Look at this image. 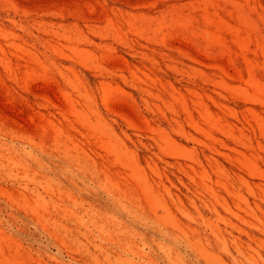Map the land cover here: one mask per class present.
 Here are the masks:
<instances>
[{"label": "rangeland", "instance_id": "obj_1", "mask_svg": "<svg viewBox=\"0 0 264 264\" xmlns=\"http://www.w3.org/2000/svg\"><path fill=\"white\" fill-rule=\"evenodd\" d=\"M210 79L235 110L199 130ZM253 85L264 0H0V264H228L221 219L159 174L210 139L263 151L235 116Z\"/></svg>", "mask_w": 264, "mask_h": 264}, {"label": "bare ground", "instance_id": "obj_2", "mask_svg": "<svg viewBox=\"0 0 264 264\" xmlns=\"http://www.w3.org/2000/svg\"><path fill=\"white\" fill-rule=\"evenodd\" d=\"M209 82L213 83L209 88H201L202 91L188 87L191 94H196V99H191V106L187 105L186 112L194 122L191 123L192 126L199 130H205L202 124L216 128L217 121L224 119L222 114L227 113L226 109L235 110L220 100L221 92L216 89L214 79ZM263 96V89L253 85L252 88H245L244 96L233 101L242 108L240 115L235 116L263 151L250 149L244 143H240V148L229 146L223 139H210V143L202 142L200 145V159L193 162L172 160L170 171L175 177L174 180L167 174L166 169L159 174L163 182L170 183V187L175 186L179 191H186L184 198L177 195L176 204L193 202L189 199V193H192L206 202L221 219V222L211 226L206 241L212 247L219 242L228 246V253L224 254L229 260L228 264H264V170L259 166L264 165V149L259 143V140L264 141ZM258 101L259 107L255 103ZM235 112L238 111L232 113ZM80 120L83 126L87 125L86 119ZM232 129L233 127L228 128V135L232 133ZM146 136L153 148L166 140L165 135L156 130L150 131ZM95 138V142L101 146L107 144L102 135H96ZM226 139L229 140L230 135ZM220 148L228 151L222 152ZM122 170L127 176L133 175L130 163L124 162Z\"/></svg>", "mask_w": 264, "mask_h": 264}]
</instances>
